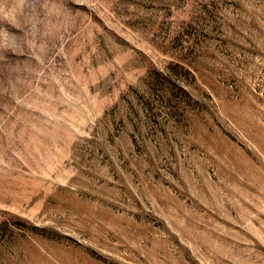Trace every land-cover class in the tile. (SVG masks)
<instances>
[{
    "label": "rangeland",
    "instance_id": "1",
    "mask_svg": "<svg viewBox=\"0 0 264 264\" xmlns=\"http://www.w3.org/2000/svg\"><path fill=\"white\" fill-rule=\"evenodd\" d=\"M0 7V264H264V0Z\"/></svg>",
    "mask_w": 264,
    "mask_h": 264
},
{
    "label": "clouds",
    "instance_id": "2",
    "mask_svg": "<svg viewBox=\"0 0 264 264\" xmlns=\"http://www.w3.org/2000/svg\"><path fill=\"white\" fill-rule=\"evenodd\" d=\"M4 9L3 7H0V22H6V23H11L12 27H17L18 31H23L22 28H19L16 23H12L11 21L7 20V17L3 15ZM5 35L7 36H14L16 35L15 33H9L7 29H0V49L8 50V51H13L15 54L14 49L10 46V43L8 40L5 39Z\"/></svg>",
    "mask_w": 264,
    "mask_h": 264
}]
</instances>
